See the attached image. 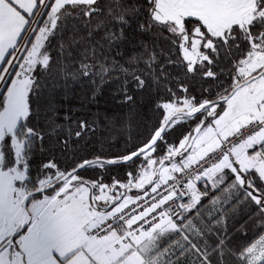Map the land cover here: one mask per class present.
I'll list each match as a JSON object with an SVG mask.
<instances>
[{
    "label": "snow or ice",
    "instance_id": "snow-or-ice-1",
    "mask_svg": "<svg viewBox=\"0 0 264 264\" xmlns=\"http://www.w3.org/2000/svg\"><path fill=\"white\" fill-rule=\"evenodd\" d=\"M0 264H264V0H0Z\"/></svg>",
    "mask_w": 264,
    "mask_h": 264
}]
</instances>
